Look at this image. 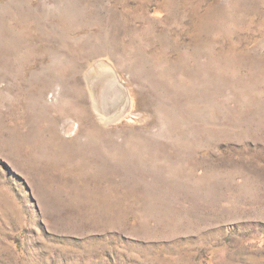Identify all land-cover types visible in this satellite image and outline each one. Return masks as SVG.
Listing matches in <instances>:
<instances>
[{"label":"rangeland","instance_id":"rangeland-1","mask_svg":"<svg viewBox=\"0 0 264 264\" xmlns=\"http://www.w3.org/2000/svg\"><path fill=\"white\" fill-rule=\"evenodd\" d=\"M0 264H264V0H0Z\"/></svg>","mask_w":264,"mask_h":264}]
</instances>
